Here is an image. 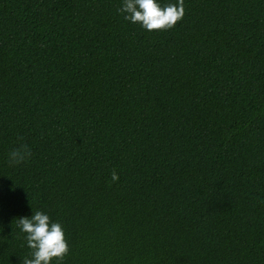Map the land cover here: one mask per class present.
Returning <instances> with one entry per match:
<instances>
[{
    "label": "trees",
    "instance_id": "16d2710c",
    "mask_svg": "<svg viewBox=\"0 0 264 264\" xmlns=\"http://www.w3.org/2000/svg\"><path fill=\"white\" fill-rule=\"evenodd\" d=\"M120 6L0 0V264L37 209L65 230L51 264H264V0L153 30Z\"/></svg>",
    "mask_w": 264,
    "mask_h": 264
},
{
    "label": "clouds",
    "instance_id": "9594fccd",
    "mask_svg": "<svg viewBox=\"0 0 264 264\" xmlns=\"http://www.w3.org/2000/svg\"><path fill=\"white\" fill-rule=\"evenodd\" d=\"M124 19L139 23L147 30L172 27L184 14L183 0L163 3L162 0H121L118 9ZM31 156L27 144L21 142L8 153L9 163L18 164ZM112 179H118L112 173ZM17 226L25 233L27 246L31 249L22 264H51L52 259L62 258L68 251L65 230L59 221H53L46 211L37 209L30 215L19 216Z\"/></svg>",
    "mask_w": 264,
    "mask_h": 264
}]
</instances>
